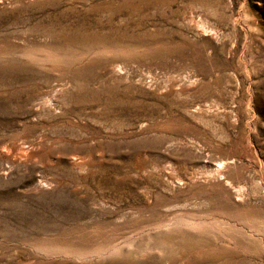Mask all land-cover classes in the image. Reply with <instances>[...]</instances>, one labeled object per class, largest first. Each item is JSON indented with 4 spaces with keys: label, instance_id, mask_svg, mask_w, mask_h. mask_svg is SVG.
<instances>
[{
    "label": "rangeland",
    "instance_id": "obj_1",
    "mask_svg": "<svg viewBox=\"0 0 264 264\" xmlns=\"http://www.w3.org/2000/svg\"><path fill=\"white\" fill-rule=\"evenodd\" d=\"M0 264H264V0H0Z\"/></svg>",
    "mask_w": 264,
    "mask_h": 264
}]
</instances>
